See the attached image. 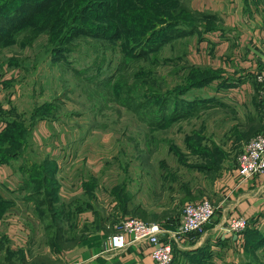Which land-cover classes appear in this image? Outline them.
Here are the masks:
<instances>
[{
    "label": "rangeland",
    "instance_id": "1",
    "mask_svg": "<svg viewBox=\"0 0 264 264\" xmlns=\"http://www.w3.org/2000/svg\"><path fill=\"white\" fill-rule=\"evenodd\" d=\"M190 1L148 0L150 5L137 9L133 16L138 19L149 8L153 17L158 6L166 10L158 13L160 22H168L176 12H188ZM244 1L246 9L257 11L256 2L262 0ZM129 9H133L131 4ZM201 19L183 17L184 21ZM171 30L179 32L164 31ZM194 36L199 39L190 34L163 45L156 43L159 49L150 53H155L150 57L155 59L153 65L142 60L132 64L127 60L124 65L118 46L100 50L102 39L91 37H79L74 48L69 45L70 50L60 51L62 46L52 45L56 36L48 39L44 31L20 35L0 46L1 113L16 121L24 119L30 129L26 144L10 147L20 154L0 164V197L7 201L0 202V264H62L61 258L45 251L62 253L75 245H105L125 216L176 226L186 204L211 196L227 163L236 167L246 143L263 131L255 118L245 114L251 106L232 107L233 100L224 97L205 105L203 99L210 89L195 88L180 97L186 102L168 104L167 112L173 107L176 112H198L161 128L150 118L142 119L153 118L151 113L157 109L143 104L133 110L114 98L120 91L112 88L118 75L136 80L138 73L133 72L146 67L155 69L163 88L183 85ZM119 68L118 75L110 77ZM132 98V107L143 100L133 93ZM56 99L59 119L30 126L31 110ZM5 126L6 121L0 119V130ZM194 134L198 137L191 139ZM186 139L200 149L192 153ZM51 159L55 164L50 165ZM30 169L35 170L36 180L29 177ZM48 224L54 227L47 228ZM260 227L256 229L259 241L252 246L246 241L239 261L234 256L222 263L213 254L186 258L177 254L170 264H264V224Z\"/></svg>",
    "mask_w": 264,
    "mask_h": 264
},
{
    "label": "trees",
    "instance_id": "2",
    "mask_svg": "<svg viewBox=\"0 0 264 264\" xmlns=\"http://www.w3.org/2000/svg\"><path fill=\"white\" fill-rule=\"evenodd\" d=\"M126 1L127 0H0V46L3 48L17 39L20 35H34L40 31H44L49 34L48 39L56 36L52 45L55 43L56 47H58V45L62 46L59 48L60 51L63 49V51L70 50V47L79 37H91L92 39H102L100 50L107 51L109 46H112V48L118 46V48L121 49L119 52H121L123 59L122 63L124 65L127 64V60H132L131 64L132 62L142 60V62L147 61L153 65L155 59L150 60V57L154 56L155 53L151 55L150 53L156 52V49H159L155 46L156 43L160 42L161 45H163L165 42H171L177 37L187 36L192 33L201 34L202 30L209 31L212 28V21H214L216 17L187 7L188 12H176L174 17H171L175 18L174 20L160 22L159 19L161 16H159L158 13L163 15V13H166V10H159L157 6L155 9L157 12L155 16L152 17L153 12L151 9L145 8L146 15L143 14L140 18L135 19L133 13H135L137 9L143 8L145 4L150 5V3L148 0H130V2L127 3ZM130 4L133 6L132 10L129 9ZM47 9H50V12H46V14L43 13ZM41 13L45 14L43 18H41L43 15ZM49 13H53V16H50ZM184 16L191 18L201 17L202 21H184ZM158 22L160 23L158 24ZM176 25L178 27H176ZM168 28L179 29V32L175 33L174 30L170 32L164 31ZM60 41L62 42L60 43ZM50 46V44L47 45L46 50H48ZM163 60L169 61V59ZM187 66L183 78L184 84H175L172 88H163V79L160 77L159 81V76L156 74L155 69L153 70L146 66L144 69H136L133 72V75L138 73L136 80L134 78L127 79L125 74L118 75V72L121 71L120 68L114 70L110 77L115 75H118V77L113 81L112 88L113 90H117L116 93L120 90L117 94L118 98H116V95H114V98L117 101H124L122 105L129 106L133 110H137L143 104H147L148 109H157L151 113L153 118L145 116L142 119L150 118L151 121L155 122V126L161 128L166 127L179 118L193 115L198 112L189 109L176 112V107L171 108V110L167 112L168 104L174 103L176 106L179 102H186L187 100H182L180 97H184L191 89L203 87L213 80L218 79L220 76L219 70L209 67H199L191 63ZM213 73L215 74L213 75ZM99 85H103V83L96 86ZM132 93L136 97L138 96L143 99L134 107L131 106V100H133ZM203 100L206 105V102L213 99L204 98ZM57 101L59 100L46 101L34 107L30 114V120L32 119L30 126L44 119H59L60 115L57 116L58 114L56 113L60 105ZM192 106L195 107V104H192ZM1 110L0 108V119L6 121V126L0 130V164L9 163L12 159L16 158L20 154V152L18 153L19 149H12L10 147L14 144H26L30 134V129L23 124L24 119L20 118L21 120H19L16 117L19 120L16 121L6 116L4 113H1ZM13 115H15L14 110ZM197 137L198 135L194 134V137L191 139ZM186 145L192 153L200 149L196 146V143L190 142L189 139H186ZM177 152L178 150L175 153L176 155ZM205 154L207 155L208 151H206ZM49 162L50 165L52 163L55 164L54 161ZM21 168L22 166L20 169ZM45 169L46 168H44V170ZM28 172L30 174L29 177L36 180L34 177L35 170L30 169ZM0 202L6 203L7 201L3 199V197H0ZM41 211L43 212L44 210ZM160 225H162V223H160ZM48 227L53 228L54 225L48 224L47 228ZM256 231V229H250L248 227L244 230L247 235L246 241L248 246H252L256 241H259ZM49 244L51 245V239H49ZM173 259L171 262H173Z\"/></svg>",
    "mask_w": 264,
    "mask_h": 264
},
{
    "label": "crops",
    "instance_id": "3",
    "mask_svg": "<svg viewBox=\"0 0 264 264\" xmlns=\"http://www.w3.org/2000/svg\"><path fill=\"white\" fill-rule=\"evenodd\" d=\"M244 2L191 0L189 6L192 9L216 17L209 31L192 33L199 35V39L194 36V49L191 51L189 47L188 58L197 66H209L220 72L218 79L201 88L210 89L204 98L218 102L224 97L233 100L232 107L251 106L245 114L255 118L264 131V81L256 78L258 74H264V0L256 3L257 11L246 9ZM227 84H230L229 88ZM55 159V162H60ZM233 165H225L224 174L208 196L217 207L212 220L200 235L174 242V258L177 254L185 258L190 254H213V258L220 259L222 263L228 258L232 260L233 256L238 260L246 248V227L260 229L264 224V172L242 179ZM239 216L248 219L245 229L241 232L224 229L225 222ZM173 220H178V217ZM149 251V244L138 241L113 252L105 251L104 244L75 245L62 253L51 249L45 252L51 257L61 258L62 264H153Z\"/></svg>",
    "mask_w": 264,
    "mask_h": 264
},
{
    "label": "built area",
    "instance_id": "4",
    "mask_svg": "<svg viewBox=\"0 0 264 264\" xmlns=\"http://www.w3.org/2000/svg\"><path fill=\"white\" fill-rule=\"evenodd\" d=\"M256 78L264 81V74L260 73ZM235 169L242 179L264 172V131L246 143L237 158ZM216 210V205L209 198L190 202L184 206L179 223L171 229L156 222L125 216L109 236L105 251L113 252L130 243L145 242L150 246L149 255L153 264H170L173 259V243L200 235ZM247 224L248 219L239 216L229 219L223 227L229 232H241Z\"/></svg>",
    "mask_w": 264,
    "mask_h": 264
}]
</instances>
